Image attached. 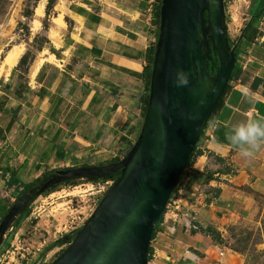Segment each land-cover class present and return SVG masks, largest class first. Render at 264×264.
I'll use <instances>...</instances> for the list:
<instances>
[{
	"label": "crops",
	"instance_id": "obj_1",
	"mask_svg": "<svg viewBox=\"0 0 264 264\" xmlns=\"http://www.w3.org/2000/svg\"><path fill=\"white\" fill-rule=\"evenodd\" d=\"M243 1L234 43L261 3L263 10L236 46L238 72L198 138L200 153L171 192L179 193V205L165 208L155 226L147 264L245 263L206 231L222 237L227 226L253 219L257 198L264 200V146L244 158L225 138L229 122L264 120V0ZM150 4L154 10V0L57 3L52 19L61 15L63 26L54 25L58 34L47 38L53 52L43 47L27 64L20 57L0 77V191L14 189L10 176L28 183L61 163L111 162L128 152L142 123V71L156 28L145 19ZM1 204L8 206L7 199Z\"/></svg>",
	"mask_w": 264,
	"mask_h": 264
},
{
	"label": "water",
	"instance_id": "obj_2",
	"mask_svg": "<svg viewBox=\"0 0 264 264\" xmlns=\"http://www.w3.org/2000/svg\"><path fill=\"white\" fill-rule=\"evenodd\" d=\"M223 14V0H160L147 105L128 152L114 163L57 169L38 189L21 194L0 219V245L31 197L66 180L98 179L119 170L50 264H147L153 226L234 67L235 46L225 36ZM178 69L188 74L186 86L174 83Z\"/></svg>",
	"mask_w": 264,
	"mask_h": 264
},
{
	"label": "rangeland",
	"instance_id": "obj_3",
	"mask_svg": "<svg viewBox=\"0 0 264 264\" xmlns=\"http://www.w3.org/2000/svg\"><path fill=\"white\" fill-rule=\"evenodd\" d=\"M60 1L63 0H0V64L12 48L18 50V58L25 54L24 63L27 64L37 51L48 45L47 38L52 36L51 33L58 34L53 30L54 25L63 26L61 15L52 19ZM223 5L226 33L229 39L234 40L243 22L244 1L223 0ZM37 9H40L39 14ZM25 64L18 67L25 71L28 66ZM9 70L5 72L0 67V77L6 76ZM109 163L112 162L81 163L71 167ZM57 166L54 169L71 168L62 163ZM98 179L67 180L36 196L26 207L28 213L21 217V211L9 223L0 245V264L52 263L66 247V244L54 246L53 242L78 230L93 210V204L96 206L106 192L101 195L107 185L104 183L106 180ZM0 192V198H6L11 204L19 191L1 189ZM257 203L260 210L253 219L227 226L223 236L215 240L219 245L245 256L244 264H264V200L257 198Z\"/></svg>",
	"mask_w": 264,
	"mask_h": 264
},
{
	"label": "trees",
	"instance_id": "obj_4",
	"mask_svg": "<svg viewBox=\"0 0 264 264\" xmlns=\"http://www.w3.org/2000/svg\"><path fill=\"white\" fill-rule=\"evenodd\" d=\"M154 10H153V24L156 26L155 28V32H154V40L152 42V44L150 45V47L148 48V51H147V63L146 65L144 66L143 68V71H142V81H143V90H144V93H143V96L141 97L140 99V102H141V105H140V111H141V117L143 118V114H144V111H145V108H146V105H147V100H148V88H149V80H150V72H151V63H152V58H153V53H154V49H155V41H156V38H157V34H158V24H159V6H160V0H154ZM263 7V3H261L258 7H257V11L255 14H252L250 19L246 22L245 26L243 27V29L240 31V34L238 36V39H237V43H234L233 41H231L228 36H227V33H226V24H225V18H224V15L221 16V25L224 27L225 29V36L228 38L229 40V44L232 46H235V54H236V46L237 44L239 43V41L245 37V35L247 34V32H249L250 30H254V27L252 26V23L254 22V20L258 17L259 13L263 10L262 9ZM205 14V13H204ZM46 49H48L49 51L53 52V48L50 46V45H47L45 46ZM210 55H211V59L209 61V68L210 69V73H214L215 71V64H216V54L213 50L210 51ZM25 60V54L21 56V58L19 59V62H24ZM238 70H236L235 67H233L232 71H231V74H230V77H229V80L230 78L237 74ZM228 80V81H229ZM228 83V82H227ZM227 83L217 101V103L215 104V106L213 107L209 117H208V120L212 117L213 113L215 112V110L217 109V107L220 105L221 103V98L227 88ZM207 120V121H208ZM194 153H200L199 150H196V145L194 146V148L192 149L191 151V154L189 155L187 161H186V164L182 170V172L184 171V169L189 165L190 163V160L192 159V156L194 155ZM119 160V158H115L114 160H112L111 162L114 163V162H117ZM102 165V164H100ZM82 166H84V164H82ZM90 166V165H88ZM57 169H50V170H47V171H44L39 177L35 178L34 180L28 182V183H23V182H19L14 176H10L6 183L8 186H11V185H14V190L16 191H19L18 192V195L16 193V198L19 197L23 192H25L26 190H28L29 188H34L35 186H38L39 184H41L48 176L52 175L53 173L56 172ZM181 172V173H182ZM120 174V171H116L114 173H111L109 176H106V177H103L102 179L104 180H112V181H115L118 176ZM99 180V179H98ZM67 181V180H66ZM65 181V182H66ZM70 180H68L67 182H69ZM97 181V180H96ZM64 182V181H63ZM73 183V182H72ZM57 184L53 185L52 187H50L48 190H50L51 188L55 187ZM177 185H178V181H177ZM176 189V187L174 186L173 190ZM36 196H33L31 197L24 205V207L22 208V212H21V217H23L24 215H26L28 213V210L26 209V207L28 206V204L35 198ZM12 204V203H11ZM11 204H7L8 206H3L2 207V204L0 206V219L4 216V214L8 211L9 207L11 206ZM165 211V207L162 211V213L159 215L158 219L156 220L154 226H153V230H152V233H151V237L150 239L153 237L154 235V231H155V226L161 221L162 219V215ZM20 220V218L17 219V223L18 221ZM15 223V224H17ZM77 230H74L72 232H69L65 235H62L61 237L57 238L52 245L56 246V245H62V244H66V247L64 248V250L67 248L68 246V243L72 240V238L74 237L75 233H76ZM206 231H208L211 236L213 237L214 240H217L219 239V234L217 232H215L212 228L210 227H207L206 228ZM63 250V251H64ZM62 251V252H63ZM59 256V255H58ZM57 256V257H58ZM56 257V258H57ZM148 257V256H147ZM55 258V259H56ZM54 259V260H55ZM53 260V261H54ZM52 261V262H53Z\"/></svg>",
	"mask_w": 264,
	"mask_h": 264
},
{
	"label": "clouds",
	"instance_id": "obj_5",
	"mask_svg": "<svg viewBox=\"0 0 264 264\" xmlns=\"http://www.w3.org/2000/svg\"><path fill=\"white\" fill-rule=\"evenodd\" d=\"M174 83L177 87L188 84V74L178 69ZM242 95L248 102H253L255 96L247 91ZM225 138L244 158H252L264 146V120L243 117L234 122L225 124Z\"/></svg>",
	"mask_w": 264,
	"mask_h": 264
},
{
	"label": "built area",
	"instance_id": "obj_6",
	"mask_svg": "<svg viewBox=\"0 0 264 264\" xmlns=\"http://www.w3.org/2000/svg\"><path fill=\"white\" fill-rule=\"evenodd\" d=\"M145 19L147 20L148 23H150L151 20L153 19V7L151 6V4L145 9ZM104 183H106L107 185L105 186L104 189H102L101 195L111 186V184L113 183V181L109 179V180H106ZM180 183H181V181L178 179V185ZM178 185L176 183V185H175L176 189H177V186ZM178 198H179V193L176 194V195L173 194V193H171V195H170V197H169V199L167 201V204H166L165 208L167 209V207L168 206H171V205H173L175 207L178 206V204H179ZM9 199L12 200V198H9ZM95 204H93V207H95L94 206Z\"/></svg>",
	"mask_w": 264,
	"mask_h": 264
},
{
	"label": "bare ground",
	"instance_id": "obj_7",
	"mask_svg": "<svg viewBox=\"0 0 264 264\" xmlns=\"http://www.w3.org/2000/svg\"><path fill=\"white\" fill-rule=\"evenodd\" d=\"M40 9L36 10V13L39 14ZM19 52L17 49H10L5 56L1 59L0 67L4 69V71H8L17 61Z\"/></svg>",
	"mask_w": 264,
	"mask_h": 264
},
{
	"label": "flooded vegetation",
	"instance_id": "obj_8",
	"mask_svg": "<svg viewBox=\"0 0 264 264\" xmlns=\"http://www.w3.org/2000/svg\"><path fill=\"white\" fill-rule=\"evenodd\" d=\"M55 174H56V172L53 173L52 175L48 176L46 179L50 178L51 176H53V175H55ZM46 179H45V180H46ZM45 180H44V181H45ZM44 181H43V182H44ZM43 182H42V183H43ZM42 183H41V184H42ZM41 184H39L38 186H35L34 188H29L28 190H26V191L23 192L22 194L27 193V192H29V191H35L36 189L39 188V186H40Z\"/></svg>",
	"mask_w": 264,
	"mask_h": 264
}]
</instances>
